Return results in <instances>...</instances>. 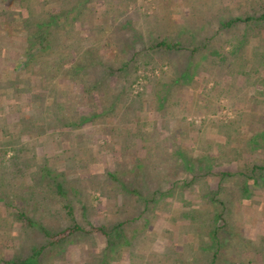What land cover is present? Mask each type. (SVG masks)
Wrapping results in <instances>:
<instances>
[{"label": "trees", "instance_id": "obj_1", "mask_svg": "<svg viewBox=\"0 0 264 264\" xmlns=\"http://www.w3.org/2000/svg\"><path fill=\"white\" fill-rule=\"evenodd\" d=\"M93 1L0 0V33L11 38L20 33L23 42L11 67L15 78L0 77V131L6 138L0 141V203L7 211L14 210L11 217L0 218V225L9 236L32 237L18 240V251L25 249L26 255L0 260L44 264L49 256L60 255L73 237L96 229L105 238L97 264L123 255L130 264H264V233L259 243L254 242L243 235L235 218L240 203L254 202L253 188L264 187V54L252 58L244 53L242 43L249 30L238 26L254 21L261 32L264 2L258 17L216 16L220 25L211 23L201 40L182 26L179 35L181 31L191 37L177 36L180 40L175 41L167 33L152 31L150 13L145 11L149 4L164 7L171 0H149L146 6V0H103L99 21L86 30L89 43L82 44L83 38L74 33L78 34L79 24L92 19ZM240 33L244 37L235 38ZM216 36L222 44L214 43ZM155 68L159 74L150 77ZM147 69L152 70L145 73ZM138 73L145 81L134 93L131 87ZM240 76L263 88L259 92L263 97L250 101L247 113L219 101L241 95ZM23 80L28 81L25 86L20 84ZM201 84L204 87L196 94ZM183 87L191 91L190 101L182 100ZM222 108L233 117L220 119ZM144 112L153 118H144ZM12 115L16 117L11 119ZM187 115L207 117L195 123ZM207 122L215 126L214 140L206 138ZM87 124L105 138H120L117 150L124 164L117 161L102 174L69 178L49 158H37V147H26V140L47 134L59 137L66 144L63 151L71 152L85 141H77L75 131ZM10 126L18 129L9 132ZM72 133L75 138L70 140ZM25 149L30 158L22 157ZM82 149L69 159L86 162L84 169L92 155ZM10 150L12 157L4 159ZM35 159L39 162L35 170L27 173ZM222 165L229 168L221 169ZM29 174L31 185L26 182ZM210 177H217L215 186ZM230 180L237 183L232 189L224 183ZM192 187L196 198L191 197ZM92 191L113 200L102 224L90 219L95 210ZM19 199L25 203L20 205ZM76 203L83 212L82 223L75 214ZM164 212L175 215L165 219L175 228L161 227L172 239H166L171 250L160 256L140 246L153 244L152 228ZM14 224L19 232L10 229ZM176 233L191 237L178 239Z\"/></svg>", "mask_w": 264, "mask_h": 264}, {"label": "rangeland", "instance_id": "obj_2", "mask_svg": "<svg viewBox=\"0 0 264 264\" xmlns=\"http://www.w3.org/2000/svg\"><path fill=\"white\" fill-rule=\"evenodd\" d=\"M144 1V0H143ZM167 1V0H166ZM111 2V1H106ZM149 0H146L144 2L145 6L148 4ZM264 0H171L169 2V5L162 6L161 3L148 5L145 9L146 12L150 13L147 20H149V24L154 28L152 31L158 30V33L164 32L167 33L170 36V39L180 40L177 36H181L182 40L189 39L191 36H187L186 33L180 31V28L184 26L185 28L190 29V32H193L194 36L196 38H199V40L202 39L203 36H205V32H207L208 28L211 27V23L220 25V21H214L216 16H227L232 15L234 17H244L247 15H251L253 17H258L261 13V5L263 4ZM138 3H140L138 1ZM259 3V5H258ZM261 4V5H260ZM112 5L116 8L119 7L118 2L112 1ZM133 6V4H132ZM91 7V13L93 14L92 19H90L89 23L79 24V31L78 34L74 33V37L77 35L80 38H83L82 44H88L89 42V34L87 33V27L92 26L94 23H97L99 21L100 16V10L103 7V0H96L93 1V3H90ZM224 20V19H223ZM238 26H242L239 30L248 28V34L244 37L243 33L235 35V38H245L244 42L242 40V47L245 50L244 53L249 57L258 56V58H261V56L264 54V33L261 35L260 33L263 31L264 28L261 30V32H258L257 28L255 27L254 21H248L244 23H239ZM91 28V27H90ZM88 28V29H90ZM160 30V31H159ZM86 31V32H85ZM212 32V29L208 31V35H210ZM72 32H70L71 34ZM189 33V32H188ZM213 32L212 34H214ZM178 34V35H177ZM191 34V33H190ZM63 35V34H62ZM165 35H163L164 37ZM212 36V35H211ZM65 38V37H64ZM20 39V40H19ZM67 41H70L67 37ZM214 43L216 44H222L219 37H215ZM221 46V45H220ZM23 42H22V35L18 33L15 35L14 38L7 37L6 34L0 33V77L2 79L8 80L11 78H15V73L12 70V65L15 63L17 59L18 53L22 51ZM229 49V45H227ZM169 52V51H166ZM172 52L170 53V57H172ZM240 53V51L238 52ZM178 60H182V58L176 57ZM257 58V57H256ZM248 67V66H246ZM152 70V69H151ZM150 69H147L145 73H148L151 71ZM156 70V72H155ZM154 74H152L150 77L157 76L158 68H155ZM18 72L19 70L16 69ZM262 74L264 71L261 72ZM141 73H138V76L136 80L132 84L133 92H137L141 90V86L144 83V77ZM2 79H0V84L3 85ZM237 81L238 85H241V95L238 92L237 95L239 97H231V99H225V97L220 98V103H223L225 105H233L235 109H238L242 112H248L249 108V102L254 99H260L261 96L259 92L263 91L262 85L256 84L255 86L249 84L248 82H244V77L240 76ZM226 82L229 81L228 78H225ZM28 81L23 80L22 84L25 86ZM36 82V81H35ZM34 84H37L35 83ZM222 84V83H221ZM224 84V83H223ZM211 82H208L206 86H210ZM150 87V85H149ZM204 87V85H200V87H197L196 94L200 93L201 89ZM182 91V100L186 99V101H190L192 94L191 91H189L187 88L183 87ZM256 92V93H255ZM144 96L145 99L150 100V96L148 93H145ZM3 102V101H2ZM25 102L24 99L23 101ZM18 104V103H17ZM190 104V102L188 103ZM1 105V104H0ZM151 110L154 109L153 102L149 103ZM152 114L148 112L143 113V117L151 120L153 117ZM157 115V113H155ZM230 111L226 110L225 108H222L221 111H219L220 119H228L232 116ZM16 117V115H12ZM207 116L203 115H195V116H188L187 119L194 120L195 123H200V121L205 120ZM3 116L0 115V120L2 121ZM211 118H217L216 116H212ZM248 117H245L247 119ZM208 123V124H207ZM206 128H205V135L206 138H213L212 140L216 139V133H215V126H213L211 123L207 122ZM18 129L17 126L13 127L10 126L8 128L9 132L16 131ZM242 129L244 132L246 131L247 124H243ZM85 132V133H81ZM75 131V133H78V137L76 138L77 141L79 140H85L83 144L80 147H86L88 154L92 155V161L82 169V165L86 164V162H79L75 161L74 159H69V157L73 154V152L78 151L79 153L82 152V148H80L78 145L76 146L75 150L69 152L68 150L63 151L62 145L65 147V143H60L58 141L59 137H49L47 134H43L37 138H32L29 140H26L25 143H27L26 147H37V158L44 157L49 158L50 163L53 164L56 168L62 169L66 172L67 177H77L78 175L89 177L91 174H102L104 172L105 168H113L114 163L121 160V156L118 153L117 150L120 143V138L118 136H112V138H105L104 134H102L99 130H94L92 126H89V124L85 125L82 131ZM75 133L70 134L67 138L71 140V138H75ZM81 133V134H79ZM5 136L0 131V141L5 140ZM219 140V139H217ZM108 143V146H107ZM68 145V144H67ZM112 147L110 148L109 147ZM72 147V146H71ZM109 148V149H108ZM22 157L25 156L27 158H30V150H24L21 152ZM128 157L129 154H126ZM12 157L11 150L7 152L6 157L4 159H8ZM83 157V155L81 156ZM126 157V158H127ZM94 158V160H93ZM125 160V159H124ZM128 160V158L126 159ZM125 160V162H126ZM123 161V160H121ZM124 164L123 162H121ZM35 159V165L28 168L27 173H31L35 170V166L39 163ZM6 163V162H5ZM221 169H228L229 165H222L219 166ZM86 179V178H85ZM83 180L85 185H87V181ZM87 180V179H86ZM217 180V177H210L209 182L215 186V181ZM27 185H31L33 183V180L29 176L26 178ZM230 189L235 187L234 185H237V183L233 180L225 181L224 182ZM255 195L253 196L254 202L249 203V201H245L243 204H239V207L237 206V212L235 213V218L238 222V226L242 229L243 235L252 238L254 242L259 243L261 234L264 233V187L258 186L257 188H253ZM93 197V203H94V213L92 216H90V219L94 221L95 224H102L103 222H106L108 219V211L111 210L112 207V199H108L105 196V194H101L98 196L97 192L92 191L91 192ZM191 197L196 198L197 193L193 190L190 191ZM190 197V198H191ZM191 198V200H193ZM20 205H23L25 203L24 200L19 199ZM171 204L165 205V208H170ZM175 208V207H174ZM178 210V209H177ZM14 210H6L3 203H0V218H6V216L11 217V213H13ZM75 214L76 217L81 221L83 219V212L80 210L79 206H77V203L75 204ZM167 213V212H166ZM165 212L162 214H159V219H156L155 226L152 228V231L155 233L156 238L158 236L162 237L163 232L161 231L163 228L161 227H170L175 228V226L172 225V222L165 221V219L171 218V216H175L174 214H166ZM178 213V212H174ZM168 216V218H167ZM85 226V224H84ZM89 228V226H87ZM150 228V227H149ZM160 228V230H159ZM10 229L13 231H20V228L17 224H14ZM90 229V228H89ZM4 226L0 225V259L8 260L13 255L15 256L18 253H21L23 255L27 254V250H23L22 252L18 251V240H25L28 237V240H30L32 237L31 235H19L18 237L15 236H9L10 234H5L2 231H4ZM8 233V232H6ZM167 236V235H165ZM264 236V235H263ZM171 236L168 235V238ZM175 237H178V239H185L187 237H191L190 234H183V233H176ZM38 238L34 239L37 240ZM172 239V238H170ZM33 240V241H34ZM160 240V239H159ZM157 241V244L155 245L156 249L161 248V242ZM32 242V241H31ZM67 243V242H66ZM166 243V241H164ZM154 244V243H153ZM105 245V238L103 235L97 231L96 229L91 230L90 234H79L76 237H73L71 241H68L66 245L62 249H60V255H55L54 257L47 258L48 260H45L44 264H88L90 262L93 263L95 259L97 260L98 254L100 253L101 249ZM141 247H145V243L141 242ZM177 250H181V245L177 243ZM175 250V249H174ZM159 251V250H157ZM160 252V251H159ZM158 252V253H159ZM49 254V253H48ZM167 254V252H166ZM98 255V256H97ZM58 257V258H56ZM125 261L120 260V262H115V264H124ZM0 264H12V263H6L2 260H0Z\"/></svg>", "mask_w": 264, "mask_h": 264}, {"label": "crops", "instance_id": "obj_3", "mask_svg": "<svg viewBox=\"0 0 264 264\" xmlns=\"http://www.w3.org/2000/svg\"><path fill=\"white\" fill-rule=\"evenodd\" d=\"M0 128H1V126H0ZM7 135H11V134H7ZM168 238V236H165V235H163L162 234V237L161 236H158L154 241H153V243L154 244H151L150 246H146L145 245V247H141L142 249H152V250H154V251H157V250H159V251H157V252H159V255L160 256H164L165 255V253L166 252H169L170 250H171V247H170V245H168L167 243H164V241H166V239ZM160 239V240H159ZM168 239H170V238H168ZM160 241L162 244L160 245L161 246V248L160 249H156V247H155V245L157 244V241ZM170 241H174V240H170ZM171 243H173V242H171ZM158 245V244H157ZM173 249V248H172ZM120 260H123V261H125L124 262V264H130L129 262H131V259L127 256V255H123V256H121V258H120ZM120 260H113V261H111V262H108V264H115V262H120ZM99 262V261H98ZM98 262H96V261H94L93 263H91V264H97ZM100 263V262H99ZM88 264H90V262L88 263ZM145 264H147V263H145ZM160 264H164V261H161V263Z\"/></svg>", "mask_w": 264, "mask_h": 264}]
</instances>
